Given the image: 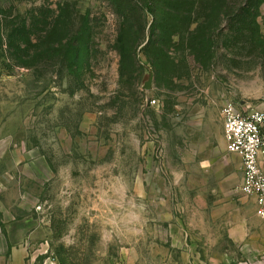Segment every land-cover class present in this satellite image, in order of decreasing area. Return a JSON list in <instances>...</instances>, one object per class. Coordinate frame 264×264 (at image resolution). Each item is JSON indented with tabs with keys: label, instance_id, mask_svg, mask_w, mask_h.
I'll use <instances>...</instances> for the list:
<instances>
[{
	"label": "rangeland",
	"instance_id": "obj_1",
	"mask_svg": "<svg viewBox=\"0 0 264 264\" xmlns=\"http://www.w3.org/2000/svg\"><path fill=\"white\" fill-rule=\"evenodd\" d=\"M203 2L202 14L220 4ZM61 12L91 60L75 74L19 66L9 34ZM120 22L108 0H0V200L39 222L36 264H130L142 229L243 194L223 111L264 106V2L255 25L227 19L215 41L211 20L176 37L175 65L156 50L153 64L145 44L123 64Z\"/></svg>",
	"mask_w": 264,
	"mask_h": 264
},
{
	"label": "trees",
	"instance_id": "obj_2",
	"mask_svg": "<svg viewBox=\"0 0 264 264\" xmlns=\"http://www.w3.org/2000/svg\"><path fill=\"white\" fill-rule=\"evenodd\" d=\"M121 19L118 27L117 46L121 61L132 60L138 66V51L144 44L150 61L154 64L153 50L165 55L175 65L176 37L186 32L200 31L210 24L208 36L216 37L220 23L227 19L237 24H256L259 9L264 0H219L220 4L202 14L207 0H108ZM216 2V1H215ZM207 8V7H206ZM61 11L62 6L59 8ZM45 16V15H44ZM36 16H34L35 18ZM151 18V21L150 19ZM30 25L13 29L8 46L13 48V60L19 66L32 68L40 61L55 62L60 68H69L75 74V66L82 67L91 60V38L70 30V21L59 13L45 16ZM205 23V24H204ZM26 33V37L21 34ZM0 38L2 34L0 32ZM153 60V61H152ZM124 70V69H123Z\"/></svg>",
	"mask_w": 264,
	"mask_h": 264
},
{
	"label": "crops",
	"instance_id": "obj_3",
	"mask_svg": "<svg viewBox=\"0 0 264 264\" xmlns=\"http://www.w3.org/2000/svg\"><path fill=\"white\" fill-rule=\"evenodd\" d=\"M217 197L215 208L200 211L198 217L171 215L161 221L159 232L142 229L134 255L127 250L129 263L264 264V219L257 214L256 199L239 193ZM39 230L30 212L16 217L0 200V264H36ZM148 239L153 240L150 246Z\"/></svg>",
	"mask_w": 264,
	"mask_h": 264
},
{
	"label": "built area",
	"instance_id": "obj_4",
	"mask_svg": "<svg viewBox=\"0 0 264 264\" xmlns=\"http://www.w3.org/2000/svg\"><path fill=\"white\" fill-rule=\"evenodd\" d=\"M156 104V100L152 101ZM224 138L229 152L241 157L240 190L256 199L257 214L264 219V106L229 103L223 111Z\"/></svg>",
	"mask_w": 264,
	"mask_h": 264
},
{
	"label": "water",
	"instance_id": "obj_5",
	"mask_svg": "<svg viewBox=\"0 0 264 264\" xmlns=\"http://www.w3.org/2000/svg\"><path fill=\"white\" fill-rule=\"evenodd\" d=\"M151 80H152V79H150V81L146 84V88H148V86L150 85Z\"/></svg>",
	"mask_w": 264,
	"mask_h": 264
}]
</instances>
